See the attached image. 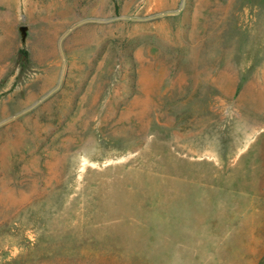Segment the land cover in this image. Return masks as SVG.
I'll return each instance as SVG.
<instances>
[{"label": "rangeland", "instance_id": "rangeland-1", "mask_svg": "<svg viewBox=\"0 0 264 264\" xmlns=\"http://www.w3.org/2000/svg\"><path fill=\"white\" fill-rule=\"evenodd\" d=\"M263 253L264 0H0V264Z\"/></svg>", "mask_w": 264, "mask_h": 264}, {"label": "crops", "instance_id": "crops-1", "mask_svg": "<svg viewBox=\"0 0 264 264\" xmlns=\"http://www.w3.org/2000/svg\"><path fill=\"white\" fill-rule=\"evenodd\" d=\"M255 264H264V253L257 258Z\"/></svg>", "mask_w": 264, "mask_h": 264}, {"label": "water", "instance_id": "water-1", "mask_svg": "<svg viewBox=\"0 0 264 264\" xmlns=\"http://www.w3.org/2000/svg\"><path fill=\"white\" fill-rule=\"evenodd\" d=\"M21 32H22V35L25 36L26 32H27V28L26 27H21Z\"/></svg>", "mask_w": 264, "mask_h": 264}]
</instances>
